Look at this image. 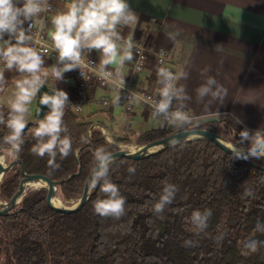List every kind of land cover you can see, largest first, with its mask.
Instances as JSON below:
<instances>
[{
  "label": "trees",
  "instance_id": "trees-1",
  "mask_svg": "<svg viewBox=\"0 0 264 264\" xmlns=\"http://www.w3.org/2000/svg\"><path fill=\"white\" fill-rule=\"evenodd\" d=\"M8 111V106L0 104L5 119ZM63 119L68 131L62 135L71 138L72 151L67 158L56 157L59 169L51 171L47 156L40 158L30 151L36 143L32 130L39 120L25 129L17 159L27 173H43L53 180L75 174L57 187L66 199L81 196L98 146L113 152L119 149L118 144L140 145L179 130L151 129L115 137L112 143L101 128L83 119L70 104ZM197 127L247 146L239 143V132L245 127L231 119ZM8 131L0 124V143ZM129 167L135 168L134 174L128 172ZM22 178L20 164L2 176L0 201L12 198ZM110 178L126 198V213L120 219L94 214L93 201L103 198L99 186L91 190L89 200L76 213L50 208L45 187L27 192L0 215V264H264V247L243 254L247 239L264 240V233L254 232L258 220L264 223V159H237L213 141L196 138L146 158L116 159ZM165 181L179 191L163 213L156 215L151 205L159 199ZM246 190L252 195L245 196ZM196 209L212 210L209 227L199 237L189 222ZM221 232L224 239L215 241L212 237ZM189 239L197 241L196 246L184 247L183 242Z\"/></svg>",
  "mask_w": 264,
  "mask_h": 264
},
{
  "label": "clouds",
  "instance_id": "clouds-1",
  "mask_svg": "<svg viewBox=\"0 0 264 264\" xmlns=\"http://www.w3.org/2000/svg\"><path fill=\"white\" fill-rule=\"evenodd\" d=\"M48 7V0H0V60L4 67L0 69V91H3L7 81L5 70L13 69L20 74L15 80L14 98L8 102L7 119L0 112V124L6 126L8 134L0 143V154L7 158L17 159L22 151L24 133L28 125L26 116L29 105L37 97L42 86L46 85L51 76L55 81H62L66 72L81 69L83 53L96 50L100 53L99 78L102 81L118 79L123 84L121 70L126 62L134 60L133 42L125 40L118 28L136 23L138 16L131 10L127 0H70L66 10L58 12L51 20L53 30L50 32L54 51L57 53L56 64L44 68L43 55L31 46L33 42V23L25 28V22H33ZM7 34L8 39H5ZM179 33H169L170 39H175ZM122 41V42H121ZM116 65L115 70H108L109 66ZM207 70H203L206 72ZM202 72V74H203ZM157 92L159 99H151L152 117L160 121L161 125H169L178 129H194L198 120L190 115L187 102L192 97L188 94L186 85L178 84L180 79H187V72L174 74L163 67L158 69ZM51 93V94H50ZM197 102L205 98L210 100L222 99L226 90L215 77L207 76L205 82L195 89ZM117 95L114 102H119ZM130 99H139L133 94ZM39 105L46 106L45 113L32 130L36 143L30 151L33 155L48 157V166L51 171L59 169L56 157L67 158L72 151V140L64 124L65 108L69 104L68 93L53 87L50 92L39 96ZM41 111V107L38 109ZM237 123H240L237 120ZM240 144L247 143V148L237 149L233 144L234 158L237 159H264V128L254 131L244 128L239 132ZM114 163L113 154L104 146H98L93 152V164L90 169L88 186L95 190L99 186L103 198L93 201V212L101 218L111 217L120 219L125 215L126 198L121 195L118 185L110 178V168ZM130 174L135 173L134 167H129ZM179 191L175 184L164 182L159 199L151 205V211L160 215L175 199ZM245 196H251V190H246ZM212 216L211 209L203 211L196 209L191 213L189 222L194 234L199 237L209 227ZM254 232L264 233V223L259 220ZM225 233L221 232L212 237L220 242ZM197 241L185 240L184 247H194ZM264 247V240L249 238L243 243V254L249 255Z\"/></svg>",
  "mask_w": 264,
  "mask_h": 264
},
{
  "label": "crops",
  "instance_id": "crops-1",
  "mask_svg": "<svg viewBox=\"0 0 264 264\" xmlns=\"http://www.w3.org/2000/svg\"><path fill=\"white\" fill-rule=\"evenodd\" d=\"M49 1L65 9L70 3V0ZM127 2L138 20L118 28L121 36L155 47H166L174 56L172 62L158 65L153 55H149L140 77L143 88L157 92V72L161 67L174 74L187 72L188 78L180 79L178 84L186 85L187 92L192 97L187 102L190 115L197 119L226 116L235 122L239 120L238 124L251 130L264 128V0ZM52 30L50 22L49 43H52ZM177 32L179 34L174 40L169 38V33ZM5 39H8L7 34ZM95 52L100 62V53ZM133 56L135 57L134 53ZM56 63L53 57H46L43 67L50 68ZM131 63L132 61L126 62L121 72L125 73ZM109 67L115 69L117 66ZM205 69L207 71L203 72ZM207 76L215 77L226 94L222 99L205 98L204 101L197 102L195 89L205 82ZM5 78L7 83L3 91H0V102L8 106V102L14 98V82L20 78V74L15 69L11 72L5 70ZM53 87L67 92L69 102L78 97L77 79L72 71L66 72L62 81H55L50 76L41 94L50 92ZM105 95L111 99L107 106L100 102V98ZM116 96L117 93L92 84L83 103V110L78 114L86 121L94 122V126L101 128L111 141L126 134L166 128L152 117L140 101H136L133 110L127 113L122 105L114 102ZM38 99L39 93L29 105L26 116L28 124L40 120L36 117ZM48 111L45 106V112Z\"/></svg>",
  "mask_w": 264,
  "mask_h": 264
},
{
  "label": "built area",
  "instance_id": "built-area-1",
  "mask_svg": "<svg viewBox=\"0 0 264 264\" xmlns=\"http://www.w3.org/2000/svg\"><path fill=\"white\" fill-rule=\"evenodd\" d=\"M65 10V8H61L48 0V7L38 16L33 18V22L28 21L24 24V27L27 28L29 23H33V42L31 46L35 47L37 51L43 55L44 59L46 57H53L56 61L57 53L54 51L52 43H49L48 27L51 19L58 12ZM124 39L129 40L126 38ZM132 42L135 57L129 69L125 73L121 72V75L124 78L123 84L120 80L115 78L110 81H102L98 75L99 61L95 50L83 53V65L81 69L72 70L77 79L78 97L71 100L69 104L76 113L82 112L83 103L87 99L88 89L92 84H96L104 90L117 93V95L121 97L118 104L122 105L127 113H130L133 110L136 101H140L150 113H152L151 99H159L158 92L143 88L140 77L144 73L150 54L153 55L154 60L158 65H166L173 61V52L166 47H155L135 40H132ZM3 67V61L0 60V68ZM108 70L114 71L115 69L109 67ZM133 94L139 97V99H130V96ZM110 100V97L107 95L100 98V102L104 106H107L110 103ZM186 110L189 112L188 109ZM165 126L166 128H173V126Z\"/></svg>",
  "mask_w": 264,
  "mask_h": 264
},
{
  "label": "water",
  "instance_id": "water-1",
  "mask_svg": "<svg viewBox=\"0 0 264 264\" xmlns=\"http://www.w3.org/2000/svg\"><path fill=\"white\" fill-rule=\"evenodd\" d=\"M43 86L40 90L39 96L41 95ZM39 101V99H38ZM41 107V111H38V109ZM45 106H40L39 102L37 104V113L36 117L38 119H42L45 115ZM198 120V125L216 121L220 122L221 118L218 116H210L205 118H200ZM29 125V124H28ZM27 125V127H28ZM195 127L194 129H179L177 131H174L170 133L169 135L161 138L154 139L152 141L140 144V145H121L118 144L119 149L116 151L111 152L113 154L114 160L120 159V158H128V159H142L149 157L153 154H156L158 152H161L163 150H166L167 148L174 146L176 144H179L183 141L189 140V139H208L216 143L220 148H222L224 151H226L229 154L233 155V152L230 150L232 149L233 144L228 143L223 137L220 135L211 132L209 130ZM26 127V128H27ZM108 139V138H107ZM109 140V139H108ZM112 143H115L114 141L109 140ZM236 146V145H235ZM237 149H239L238 146H236ZM246 149V148H244ZM251 160V158L247 159ZM20 164L21 171L23 174V178L20 182V185L15 192V194L12 196V198L9 201L2 202L0 201V215L6 214L12 207H14L16 204H18L24 195L26 194V187L32 183L33 181H42L46 185L44 186L46 188V194H45V200L50 208H52L54 211L61 212V213H76L80 211L87 201L90 198L91 190L88 186V180L89 176L87 177V180L84 184L83 192L78 199V201L72 205V206H65V205H55L52 203V199L56 198V189L57 187L65 182L70 177L74 176L75 174L69 175L66 178L60 179V180H53L50 179L47 175L43 173H27L24 168V164L20 162L18 159H14L9 164H3L0 161V180L2 176L14 165ZM78 174V173H77Z\"/></svg>",
  "mask_w": 264,
  "mask_h": 264
},
{
  "label": "rangeland",
  "instance_id": "rangeland-1",
  "mask_svg": "<svg viewBox=\"0 0 264 264\" xmlns=\"http://www.w3.org/2000/svg\"><path fill=\"white\" fill-rule=\"evenodd\" d=\"M0 104H4V103H1ZM5 105V104H4ZM220 118H226L228 120H230L229 117H226V116H220ZM230 137V136H228ZM107 138L110 139V137L107 135ZM224 138V137H223ZM228 143L230 144H235L236 146H238L239 148H247V146H242V145H239L227 138H224ZM11 159V158H7L5 157L3 154H0V161L3 163V164H7L8 163V160ZM38 183V184H37ZM46 184L42 181H33L32 183H30L27 187H26V193L29 192V191H33V190H36V189H39V188H42L44 187ZM57 192H58V196H56V199H58L62 205H65V206H72L74 205L78 199L80 198L79 196H75L71 199H66L64 198L61 193H60V189H57Z\"/></svg>",
  "mask_w": 264,
  "mask_h": 264
},
{
  "label": "bare ground",
  "instance_id": "bare-ground-1",
  "mask_svg": "<svg viewBox=\"0 0 264 264\" xmlns=\"http://www.w3.org/2000/svg\"><path fill=\"white\" fill-rule=\"evenodd\" d=\"M52 203L55 204V205H62L61 202L58 199H56V198L52 199Z\"/></svg>",
  "mask_w": 264,
  "mask_h": 264
}]
</instances>
